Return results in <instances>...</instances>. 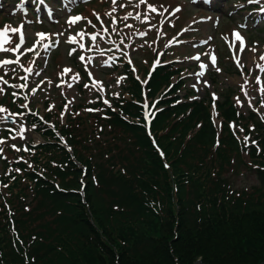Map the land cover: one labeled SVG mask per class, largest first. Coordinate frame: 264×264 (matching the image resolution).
<instances>
[{"label": "trees", "instance_id": "16d2710c", "mask_svg": "<svg viewBox=\"0 0 264 264\" xmlns=\"http://www.w3.org/2000/svg\"><path fill=\"white\" fill-rule=\"evenodd\" d=\"M179 71L156 70L149 96ZM132 83L129 99L116 101L103 119L123 143L98 151L104 159L94 160L98 143H83L78 117L54 128L38 123L44 141L29 154L31 168L2 161L0 264L264 262V124L250 114L255 144L240 148L229 126L238 119L232 104L219 105L216 129L203 101L178 102L179 81L169 89L174 96L158 104L154 147L141 117L142 85ZM232 151L249 155V164L240 161L257 179L249 194L231 191L221 176Z\"/></svg>", "mask_w": 264, "mask_h": 264}, {"label": "rangeland", "instance_id": "374dc122", "mask_svg": "<svg viewBox=\"0 0 264 264\" xmlns=\"http://www.w3.org/2000/svg\"><path fill=\"white\" fill-rule=\"evenodd\" d=\"M13 1L15 0H0V15L4 17V19H0V31L6 27L9 29H20L21 23H23L22 31L25 34L21 31L23 35V41H21L20 33L9 31L6 37L9 42L4 44L5 48L13 49L18 44L23 48L24 46L32 48V44L27 43L26 39L29 38L31 40L34 32L38 29L50 30L53 33L52 40L56 37L57 40L53 42L51 49H44L41 54L42 57L38 59H33L29 62L27 58H24L18 61V65H16L17 63L2 64L4 67L11 66L3 69L4 72H12L14 75H8L0 71V76L8 82L7 84L0 82V88L4 89V92L0 93V108L6 109L7 115L9 113L13 114V112H17L16 108H22L26 105L24 99H30L29 110L34 113H36V109L43 116L48 110L51 111V115L57 112L55 119L52 117L49 118V121L58 125V123L67 122L75 110V106H81V108H78L80 116L78 117L81 118L78 128L83 135L84 144L92 147H94L95 142L99 144V147H94L95 161L104 159L103 156L99 158L98 151H104L115 144L123 146L118 131L112 130L108 124H104L103 118H107L105 116L106 111L109 107L115 106L117 99H128L127 87L129 94L132 95L130 92V88L133 87L132 79L138 78L143 84L145 83L148 72H151L160 63L158 56H160V60L164 57L165 62L178 61L181 63L180 66L185 68L186 79L184 86L191 89L194 95L190 99H213L215 92L221 93L227 88L232 89L234 105L238 106L241 115L246 116L251 110L256 111L259 109V112H256L264 119V108H261L262 94L260 92L261 87H264V72H261L256 67L257 64L264 66V61L259 59L264 54V31L260 29L255 32L256 24L250 27L248 24L244 25V20L254 14L245 10L248 8L247 3L249 0H219L218 2L213 0L215 7L211 9H206L205 5L201 6L199 0H147V4H141L140 0H115V3H113V0H93L89 5H81L83 9L80 12V16L83 19L74 29H70L68 20L70 15L75 16L78 12V8L74 9V5L69 4V2L74 4V0H70L68 2L69 6L63 9L58 2L55 3L54 0L47 1L53 11L51 19L47 16L45 18L41 13L40 15L38 14L40 18L44 17L47 19L45 22L31 15L25 16L24 13L21 14V8H18V5L25 7V3L21 2V0ZM78 2L76 3L77 5L82 0H78ZM148 4L156 7L157 11L150 12L147 7ZM177 4H179L178 8L182 7V11L179 12L180 14L177 12L174 19L175 10L173 8ZM259 6H264V0L259 2ZM113 9L115 10L113 11ZM129 13L131 15L128 16L127 20L122 19ZM166 14L165 22H162V18ZM138 15L140 19L135 18ZM97 16L100 17L99 20ZM168 16L173 18H168ZM113 19L117 23L113 24ZM190 24L197 29L190 32L188 30L182 36L187 42L185 47L188 48L182 46L172 48L175 47L174 42L177 39V37L174 38L173 34L177 35V29L182 25L188 27ZM128 25H131V27H128ZM259 27L263 28L264 22H261ZM105 28L108 29L107 33L104 32ZM235 28L238 29L240 36L245 38L246 46H244L243 51L240 50V47L232 51L230 55V57L232 56L231 59H233L232 63L231 60L229 62L227 57L231 51L225 47V43L233 40V33L235 32L233 30ZM80 33H84L83 37H81ZM89 33H99L97 37H105L111 40L110 48H117L120 52H114V50L110 49L108 41L107 43L88 45L87 47L90 46L92 48L84 52L80 45L87 44L88 39L86 36ZM224 33L225 35L228 33V35L225 36L223 35ZM78 34L81 38H77ZM220 34L223 35V38L220 37ZM73 37L77 40L71 44L70 41ZM60 38L61 40L69 39L70 41H61ZM91 42L93 41L91 40ZM67 43L70 51L62 53L64 49L60 51V47H65ZM73 49H75V52L69 55ZM55 50H58L55 53L57 55L53 54ZM215 50H218L221 59L219 58L216 67H211L207 59L209 54H214L213 51ZM18 51L21 52L22 49L19 48ZM8 52H0V60L2 62L13 59L15 61L16 54L12 51L11 53ZM80 56H84L85 60L81 61L79 59ZM197 56L199 60L193 59ZM1 61L0 69H2ZM237 61H239L240 66L237 65ZM32 62L37 63L33 64ZM127 63L129 65L126 69L125 65ZM200 64H205L207 67L202 70L199 67ZM68 68L72 70L65 74L64 70ZM217 68H219V71L216 70ZM27 69L32 71L29 73L26 71ZM201 71L204 74L198 76L197 73ZM79 73L82 74L79 75ZM74 74H78L77 80L72 79ZM21 77H27V79L24 80ZM257 77H260V84L257 83ZM15 78L20 79L21 82H16ZM93 81L96 82L95 85ZM172 82L175 83L176 78H172ZM24 84L29 86L26 89L25 87L16 89L19 91V95L15 94V96L25 98L23 100L14 98L13 89L17 87H11V85ZM28 90L30 92L25 94V91L28 92ZM181 90L177 91V95L183 98L184 91ZM22 91L23 94L20 95ZM164 92L165 90L161 89L153 98L148 97L144 100V104L149 106L151 116L156 108L155 103L160 101L162 98L160 95L164 94ZM28 94H30V97H28ZM46 100L50 101V105L44 109L42 104ZM105 100L108 101L107 104L104 103ZM100 101L103 102L104 106L95 107L96 104H100ZM250 102L251 107L249 106ZM90 109L92 111H89ZM210 112L213 123L218 126L221 119L215 112L214 107L210 108ZM260 116H257L256 119H261ZM10 117L16 121L15 115ZM19 117L23 124L17 123V131L15 129L12 133L13 135H18L19 138H6V140L10 139L13 141L11 143L7 141V144L18 146V148H13L16 153L15 156L19 152L15 149H23L24 152L27 143L41 142L35 129L26 130V128H30V122L22 120L20 115ZM3 118L4 114L0 113V123H2ZM200 124V121L197 122L195 128L186 132V136L190 138L195 134ZM242 124L244 123L230 122L229 125L236 126L235 131L231 128L232 133L242 141H244V137L249 135L248 142L252 143L256 132L252 130L251 124H248V132L244 127L243 131H240ZM21 129H23L22 132ZM1 137L2 132H0V139ZM2 150H7L4 154H8L9 146H2ZM21 156V159L26 158L23 155ZM108 156V154L104 155V157ZM243 159L247 163L245 154H242L240 158L235 151H232L229 160L230 164L225 167L227 170L225 177L228 179L231 189L238 194H249L257 185V180L252 172L240 163ZM85 181L86 179L84 178L79 179L81 183L85 184ZM78 191H81V189ZM105 200L110 203L108 199L105 198ZM148 206L155 210L160 209L154 202H149ZM45 219L49 220L50 218L46 217ZM195 264H201L200 260L198 259Z\"/></svg>", "mask_w": 264, "mask_h": 264}, {"label": "snow or ice", "instance_id": "6c2138e0", "mask_svg": "<svg viewBox=\"0 0 264 264\" xmlns=\"http://www.w3.org/2000/svg\"><path fill=\"white\" fill-rule=\"evenodd\" d=\"M204 2L205 3H209L210 0H204ZM249 2L250 3H259L260 0H249ZM41 3H43V0H41ZM113 3H115V0H113ZM140 3L141 4H147V0H140ZM147 7H148V10L150 12H156L157 11L156 7H154V6L150 5V4H148ZM18 8H21V10H22V5H18ZM114 10L115 9H113V11ZM177 11H179V9H177ZM262 11H264V9H262ZM109 15H110V13H109ZM129 15H131V13H129L128 15L124 16L122 19L127 20ZM135 18L136 19H140V16L138 15ZM81 19H83V17H79V16L73 17V18L70 19L69 23L74 24V23L80 21ZM97 19L99 20L100 17L97 16ZM145 19H147V17H145ZM89 23H91V22L89 21ZM114 23H115V19H113V24ZM128 27H131V25H128ZM113 30L115 31V29H113ZM9 31H11L12 33H20V40L23 41V35H22V32H21L20 29H17V28H11V29H9V28L6 27L4 30L0 31V52L12 51V52L15 53L20 48V45L19 44L16 46V48H13V49H8V48H5L4 47V44L9 42L6 39ZM107 31H108V29L105 28L104 29V32L107 33ZM80 35H81V37H83L84 33H80ZM98 35H99V33L94 34V35H91L90 39L94 42V41H96ZM234 37H235V40L238 41L239 44H240V50L243 51V48H244L243 38L240 36V34L238 32L234 33ZM41 38L44 39L43 34H41ZM71 42L72 43H75V37L72 38ZM121 43H123V41H121ZM80 47L83 48L84 46L83 45H80ZM28 51H34V49H28ZM253 51H255V49H253ZM73 52H75V49H73L72 52L69 53V55H72ZM79 59L81 61H84L85 60V57L84 56H80ZM193 59L199 60V57L197 56V57H194ZM259 59L262 60V61H264V54H262L259 57ZM17 62L18 61H14V60H4L2 62V64L9 65V64L17 63ZM211 63H212V66L215 67V65H216V57L215 56H212L211 57ZM237 65L240 66L239 65V61H237ZM199 67L203 70V69H205L207 67V65L200 64ZM256 67L259 68L261 72H264V66H261V65L257 64ZM216 70L219 71V68H217ZM26 71H28L30 73L32 70L31 69H27ZM64 72H65V74H67V73L71 72V69H65ZM203 74H204L203 71L197 73L198 76H202ZM21 79L26 80L27 77H21ZM72 79L73 80H77L78 79V74H74L72 76ZM0 82H2L3 84H7L8 83L6 80H4V78L2 76H0ZM257 83L258 84L261 83L260 77H257ZM93 84L95 85L96 82L93 81ZM26 86H27L26 84H24V85H11V87H21V88L26 87ZM85 87H87V85H85ZM242 88H243V86H242ZM3 92H4V89L3 88H0V93H3ZM260 92L262 94L261 108H264V87H261ZM13 95H15V93H13ZM245 95H247V93H245ZM104 103L107 104L108 101L105 100ZM249 106L250 107L252 106L251 105V102L249 103ZM23 107H26V105H24ZM6 111H7L6 109L0 108V113L6 112ZM89 111H92V110L90 109ZM256 111L259 112V109H257ZM11 115H17V114L9 113V116H11ZM3 119H7V118L4 117ZM230 127L233 128V130L235 131V127H236L235 125H230ZM22 131H23V129H21V132ZM240 131H243V129H240ZM13 138H15V137H13ZM248 140H249V137H244V143H245V146L246 147L248 146V144H247ZM0 143H4V141L3 140H0ZM252 143L255 144V141H253ZM217 144H218V142H217ZM13 148H15L14 145H13ZM15 150L16 151H19L20 149H15ZM0 151H2V150H0ZM25 151H27V149H25ZM258 151H259V149H258ZM165 167H167V165H165ZM17 171H19V169H17Z\"/></svg>", "mask_w": 264, "mask_h": 264}]
</instances>
